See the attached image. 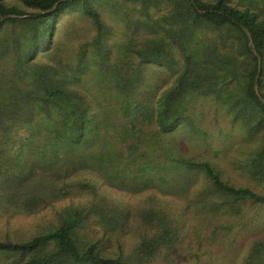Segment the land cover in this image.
Here are the masks:
<instances>
[{
    "label": "trees",
    "instance_id": "obj_1",
    "mask_svg": "<svg viewBox=\"0 0 264 264\" xmlns=\"http://www.w3.org/2000/svg\"><path fill=\"white\" fill-rule=\"evenodd\" d=\"M20 1L32 11L0 0V18L18 16L0 22V32L9 27L0 35V122L6 119L11 126H22L41 116L52 127L48 135L37 133L36 138L45 137L50 148L27 161L33 162L29 174L38 160L62 155L74 160L76 146L90 144L98 136L103 121L99 108L110 109L133 135L152 124L161 133L184 129L186 135L206 141V131L189 112L190 101L201 95L212 99L229 119V132L240 135L244 156L235 164L263 193L231 184L209 160L181 154L168 153L166 167L153 158L132 170L140 169L136 173L144 179V187L159 179L165 191L178 189L167 179L171 174H183L175 183H184L183 187L189 174L200 173L208 184L197 197L211 212L238 213L247 203L264 206V103L254 91L257 58L242 30L250 32L261 58L257 85L264 98V18L231 0H98L97 5L91 0ZM108 5L115 6L125 32L113 45L110 27L99 10ZM155 9L160 12L154 18ZM67 12L85 20L91 34L64 56L63 42L55 41L53 35L55 19ZM44 49L55 55L57 65L35 61L36 53ZM4 58H10L8 66L13 61L14 68H2ZM152 64L175 74L173 79L167 85L161 80L151 84L157 73L148 72ZM93 101H99L97 106ZM30 130L28 126L21 132L28 137ZM131 149L125 147L127 152ZM26 167L9 170L7 174L18 172L8 178L25 177ZM115 174L108 184L115 187L116 180L125 186L128 177ZM29 177L20 187L29 189L32 199L77 202L55 210L45 230L28 240H0V264H149L161 250L170 253L179 239V221L163 199L133 211L87 180L38 178L27 184ZM134 228L139 231L138 240L126 253L122 237ZM113 237L115 252L109 253L105 246ZM244 264H264L263 238L252 241Z\"/></svg>",
    "mask_w": 264,
    "mask_h": 264
},
{
    "label": "rangeland",
    "instance_id": "obj_2",
    "mask_svg": "<svg viewBox=\"0 0 264 264\" xmlns=\"http://www.w3.org/2000/svg\"><path fill=\"white\" fill-rule=\"evenodd\" d=\"M91 1L94 5L99 2ZM5 2L21 10L32 11L20 0H5ZM231 3L240 8H247L264 18V0H231ZM99 10L102 19L110 27L113 45L125 33L122 28L123 20L115 14V6H102ZM134 11L136 10L132 12ZM159 12L155 9L152 16L155 18ZM70 15L69 12L64 13L54 22V40L63 42L64 56L69 54V49L73 48L74 51L91 34L90 25L85 20ZM71 29L75 32H66ZM8 31L9 27H4L0 32L1 37ZM53 56L55 55L44 49L36 53L35 61L55 66L58 59ZM10 62V58L8 60L4 58L2 68L10 65ZM13 66L12 61L11 66L8 67L10 69L14 68ZM148 68L150 73L157 71L151 81L153 85L157 84L158 80H161L160 84L167 82L165 83L167 85L175 75L160 64H152ZM93 102L95 106L99 103V101ZM189 109L194 123L206 131L205 134L208 135L206 141L203 138L186 135L184 129L170 134L161 133L152 124L143 125V133L133 135L127 125L123 124L122 119L118 120L110 109L99 108L103 121L98 136L94 137L93 142L76 146V156L72 161L64 155L45 161L38 160L35 171L30 174L27 170L30 167L32 171L33 162L27 164V161L37 158L38 153L50 148L44 143L45 137L40 141L36 138L37 133L48 135L52 127L48 126L41 116L35 119L33 116L28 124L23 122L22 126H11L6 119L2 120L0 122V240L9 239L15 242L28 240L45 230L55 210L71 202L76 203V200L70 202V199L59 202L53 198L44 201L34 200L30 196L29 189L20 187L24 184L23 180L27 181V176H30L27 184L38 178L63 177L92 182L108 198L128 206L133 211L141 206L154 204L156 198L163 199L169 204L167 207L174 212L176 215L174 218L179 221L180 236L170 253L161 250L149 264H244V258L252 241L258 238L264 239V206L247 203L241 205L238 213L211 212L209 206L197 197V194L208 184L200 173L189 174L183 187L184 183L175 184L178 180H182L183 174H171L167 179L178 189L165 191L162 189L164 183L159 179L151 178L152 182L147 185L148 188L144 187L142 185L144 179L136 173L140 172V169L135 167L132 170L137 163L145 164L151 162L153 158L166 167L168 153L181 154L198 160H209L218 165L223 177L231 184L250 187L258 193H263L262 188L235 164L236 160L244 156V151L240 150L242 145L238 142L240 135L229 132V119L224 118L214 101L200 95L190 101ZM52 115L57 116L56 113ZM28 126L32 134L25 137L21 130ZM17 131H20V135L14 138ZM126 146L132 148V151L127 152ZM70 163L74 166L67 169ZM20 166H27L23 171L25 177L16 181L14 178H8L14 177L18 171L15 173L11 171L19 169ZM9 170L11 171L7 174ZM115 172H120L122 178L128 177L125 186L118 185L116 180L115 187L108 184L109 178H112ZM138 233L139 231L134 228L122 237L123 250L126 253L136 244ZM101 235L102 233L97 231L96 236L101 237ZM105 242L106 240L103 241V245ZM105 247L109 253L115 252V237Z\"/></svg>",
    "mask_w": 264,
    "mask_h": 264
},
{
    "label": "water",
    "instance_id": "obj_3",
    "mask_svg": "<svg viewBox=\"0 0 264 264\" xmlns=\"http://www.w3.org/2000/svg\"><path fill=\"white\" fill-rule=\"evenodd\" d=\"M49 12V11H48ZM8 17H18V16H15V15H6V16H2L0 18V22L4 21L6 18ZM242 30L243 32L245 33L246 37H247V40H248V45L249 47L252 49L254 55L256 56L257 58V74L255 76V82H254V91H255V94L256 96L258 97V99L264 103V98L260 95L259 93V90H258V85H257V79H258V76H259V72H260V68H261V58L260 56L258 55V53L254 50V45H253V41H252V38H251V34L250 32L247 30V28L245 27H242Z\"/></svg>",
    "mask_w": 264,
    "mask_h": 264
}]
</instances>
